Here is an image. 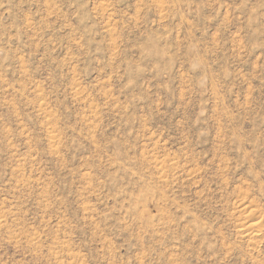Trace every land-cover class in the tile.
Segmentation results:
<instances>
[{
    "label": "rangeland",
    "instance_id": "1",
    "mask_svg": "<svg viewBox=\"0 0 264 264\" xmlns=\"http://www.w3.org/2000/svg\"><path fill=\"white\" fill-rule=\"evenodd\" d=\"M0 264H264V0H0Z\"/></svg>",
    "mask_w": 264,
    "mask_h": 264
},
{
    "label": "bare ground",
    "instance_id": "2",
    "mask_svg": "<svg viewBox=\"0 0 264 264\" xmlns=\"http://www.w3.org/2000/svg\"><path fill=\"white\" fill-rule=\"evenodd\" d=\"M252 224H254V223H252ZM250 226V225H249ZM254 226V225H253ZM252 228V227H251Z\"/></svg>",
    "mask_w": 264,
    "mask_h": 264
}]
</instances>
